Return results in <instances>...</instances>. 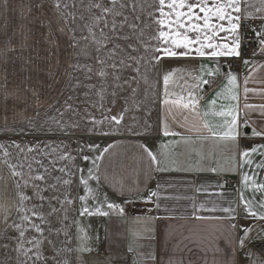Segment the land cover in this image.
Masks as SVG:
<instances>
[{
	"label": "snow or ice",
	"instance_id": "obj_1",
	"mask_svg": "<svg viewBox=\"0 0 264 264\" xmlns=\"http://www.w3.org/2000/svg\"><path fill=\"white\" fill-rule=\"evenodd\" d=\"M45 2L46 0H39L35 4L36 9H44ZM47 2L51 4L55 13L57 31L66 37L67 58L63 63L59 59L56 61L55 71L51 66L47 70L46 74L51 80L47 87L54 95L41 100L38 89L29 87L25 83L31 79L30 75L24 76L19 83L12 81V86H9L8 65L15 64L16 59H19L23 61L21 71H26L25 66L31 63V59L22 54L10 57L9 54L15 53L17 48L10 41L5 42V46L0 48V64L3 65V74L0 75V109L4 112L5 124L8 121V114L11 113L13 119L17 116L26 119L31 128L38 126L43 129L47 126L49 131H58L64 135H72L77 130L108 135L103 126L121 125L130 111L128 106L130 99L133 101V107L141 108L136 96L141 83H148L147 69L142 72L141 67L151 61H159L161 56L158 54L162 53L167 57L212 59L240 57L243 40L251 39L240 34L242 21L252 15L247 12L242 13L241 0H211V2L210 0H194V2L158 0L156 11L159 12V17L157 18L153 11H148L146 15L150 21L140 15H133L130 19L125 12L126 8H131L133 13L137 9L143 12L144 6L140 0H47ZM153 4H149L148 7H153ZM260 11L264 9L258 8L257 12ZM261 20H264V17H261ZM41 23L43 26V22ZM153 26H158L154 28L155 34H150L148 40H143L145 29ZM125 29L129 31L125 32ZM251 31L255 34L259 54L264 55V23H261L259 30L252 28ZM190 32L195 33L194 38L189 35ZM221 33L224 35L221 36ZM133 37L136 39V44L131 42ZM150 41H157V46H153ZM140 47L144 52L151 51L153 55L146 58L140 54ZM19 48L21 52L27 48V36ZM256 54L253 53L254 56ZM249 63L250 61L246 59L245 64ZM60 68L63 69L62 72L59 71ZM219 71L220 69L217 68L208 71L206 75L212 77ZM12 75L15 76L16 72L13 71ZM174 75V72H168L163 76L164 99L161 104L168 107L169 115H173L174 111H188L199 117L198 105L203 97L198 93L204 85H210L212 80L204 79L203 75L193 76L189 73L188 79L181 76L179 80L183 83H178L173 79ZM189 79L194 82L189 83ZM227 79L234 89L237 77L229 71ZM170 84L178 86L180 91H169ZM249 91L251 90L247 87L244 88L245 99ZM147 92L148 90L145 89V98ZM229 93L227 98L236 103L214 113L226 117L220 126L221 130L213 131L207 122L203 124V128L214 140L239 150L240 168H244L245 165L252 167L254 154L261 157L259 163L255 164L253 175L242 173V190L237 207H242L245 213L241 218L264 221V212L256 210L257 203L260 209H264V182H258L254 178L260 169H264V144L254 145L250 149L240 147L241 138L264 137V127L259 131L256 127H252L250 135L243 131L256 123L255 120L249 119L251 113L258 112L264 120V104L244 103L241 108L239 93L232 89H229ZM121 100L124 102L122 110L110 115L112 109ZM44 104H47V108L44 110L42 123L37 125V119L41 117L40 109ZM210 104H215V100ZM30 108L34 110V115L26 117L25 114ZM93 110L100 114V118L93 114ZM242 116L244 119L241 124ZM150 128L151 125L145 121V133ZM129 131L133 129L129 128ZM163 134L179 135L170 132L167 127L164 128ZM197 139L205 140L208 137L198 136ZM183 143L192 144L194 141L185 139ZM141 147L152 163L158 164L156 156L146 146L141 145ZM162 147L167 148L168 145ZM96 148L98 145L92 144H79L75 150H67L68 146L63 143L54 147L47 144L41 147L39 143L21 144L17 141L0 143V164L8 167L15 189V199L11 203H0V264H69L67 259L62 258L64 253L75 251L84 254L95 250L90 243L91 237L81 227L80 218L110 217L114 214L124 216L125 208L111 202L107 193L101 199V180L103 178L107 181L108 178L106 175L102 177L99 161L108 149L105 148L94 157L86 154ZM11 150L16 152L17 163L11 162L13 155ZM21 154L23 161L20 160ZM30 154L34 155L29 158ZM199 154L198 152L197 155ZM38 156L49 158L48 163L45 164ZM77 159L82 163L77 164ZM232 159L235 160V154ZM157 170L166 169L157 168ZM208 170L217 171L216 168ZM231 170L234 171L235 167ZM2 179L3 177H0V180ZM90 181L96 182L95 188ZM81 189L83 194H80ZM248 189L253 193L251 198H245L243 195V191ZM256 193L260 194L258 202ZM121 194H123L122 186ZM155 195L156 193L152 192L147 200ZM90 200L91 204H89ZM132 202L131 199L125 200V204ZM229 203V207L219 208V211L226 214L225 216L214 217L217 220L230 222L227 235L221 232L210 247L205 246L202 240L182 237L169 250L171 233H165L161 252L167 254L171 251L167 259L163 254L158 256L151 245L143 252H138L129 245L128 252L136 253L134 264H197L201 259L207 264L206 256L209 251L225 254V258L220 262L214 257L213 264H239L241 259L250 260L251 252L244 250L250 242L249 234L252 228L241 226L239 231L242 235H236L237 225L234 221L237 220V207H232V202ZM216 210L215 207L210 209V211ZM73 226L76 229L75 248L69 247L72 242L70 229ZM145 231L148 233L146 238L149 241L156 239L154 228H146ZM99 239L97 235L96 241L99 242ZM221 239L227 251L220 247ZM189 244L192 246L189 247ZM178 252L185 255L178 258L176 255ZM81 258V256L77 257L78 260ZM252 264L255 262L252 261Z\"/></svg>",
	"mask_w": 264,
	"mask_h": 264
},
{
	"label": "crops",
	"instance_id": "obj_2",
	"mask_svg": "<svg viewBox=\"0 0 264 264\" xmlns=\"http://www.w3.org/2000/svg\"><path fill=\"white\" fill-rule=\"evenodd\" d=\"M189 2H194V0H189ZM149 4H153V0H144L143 12L137 9L133 13L129 8L130 19L133 15H140L143 19L150 21L146 15L148 11H153L158 18L159 12L156 11L158 0H155V4L151 8L148 7ZM258 8L264 9V0H247L246 3L245 0H241L242 13L252 14L241 23L240 34L242 37H245L242 30L244 23L249 22L252 28L257 30L261 23H264V20H261V17H264V11L257 12ZM155 27L158 26L145 29L142 39L148 40L150 34L154 35ZM189 35L195 37V33L190 32ZM223 35L221 33V36ZM131 42L136 44L135 37ZM252 42L253 53L257 54L250 60V67L245 74H234L237 77L234 89L227 79L228 73L225 72L224 60L227 57L212 59L208 57H167L162 53L158 54L161 56L159 61H151L148 65L141 67L142 72L147 69L148 76V83H141L136 96V101L141 103V108L133 107V101L130 99L128 102L130 111L126 114L121 125L110 127L105 124L103 126L108 135L87 133L81 130H77L72 135H64L58 131L45 133L19 131L22 123L17 118H21L17 116L12 122L8 120L5 124L4 112L0 109V143L10 141H17L21 144L39 143L41 147L46 144L54 147L63 143L68 146L67 150H75L79 144L98 145V148L86 153L93 157L99 155L105 148L108 149L99 161L102 177L106 175L108 178L107 181H104L103 178L101 180L100 196L103 199L104 194L107 193L111 202L125 208V214L123 217L114 214L110 217L85 216L80 218L81 227L91 237L90 243L95 250L84 254L75 251L64 253L63 259H67L69 264H123L129 245L138 252L146 251L151 245L158 256L163 254L167 259V255H170L171 251L167 254L161 252L165 233H171L168 243L169 250L182 237L202 240L205 246L210 247L215 238L221 235V232L227 235L230 222L217 220L214 217L225 216L226 214L219 211V208L229 207V202H232V207H237L242 190V173L253 175L255 164L259 163L261 157L254 154L252 157L253 166L245 165L244 168H240L239 150L214 140L210 133L203 128V124L207 122L213 131L221 130L220 126L226 117L217 116L214 113L236 103L227 98L230 95L229 89L239 93L241 108L244 103L264 104V55L259 54L255 34ZM150 43L153 46L158 44L157 41H150ZM140 54L146 58L153 55L151 51L144 52L142 47H140ZM217 68L220 71L212 77L206 75L208 71H214ZM168 72H174L173 79H176L178 83H183L179 77L183 76L188 79L189 73L193 76L203 75L204 79L212 80L210 85H204L198 93L203 97L198 105L199 117H195L188 111H174L173 115H169L168 107L161 104L164 99L163 76ZM246 78L247 83H245ZM193 82L189 79V83ZM245 87L251 90L247 93V99H245ZM145 89L148 90L147 98H145ZM169 91L179 92L180 88L170 84ZM213 100H215V104H210ZM123 103L122 100L119 101L110 115L122 110ZM96 115L97 118H100L98 112ZM243 119L242 116L241 124ZM249 119L256 121L254 125L243 129L249 135L252 127H256L258 131L264 127V120L261 119L258 112L251 113ZM145 121L151 125L146 133L144 130ZM165 127L170 132L179 135L165 136L163 134ZM129 128L133 131H129ZM198 136L208 137V139L198 140ZM185 139H191L194 143L184 144L183 140ZM261 144H264V137L240 139L241 148L250 149L254 145ZM141 145L146 146L156 156L158 164L152 163ZM162 145H168V147L164 148ZM11 151L13 152L11 162L17 163L16 152L15 150ZM198 152L199 155H197ZM75 154L73 151V155ZM234 154L235 160L232 159ZM31 155L34 154H30L29 158ZM38 158L43 159L45 164L48 163L49 158L39 156ZM20 160L23 161V154H21ZM76 163L81 164L82 162L77 159ZM82 166L87 167V165ZM233 167H235L234 171L231 170ZM157 168L166 170L158 171ZM210 168H216L217 171H209ZM0 177H3L0 180V203H11L15 199V189L9 169L4 164H0ZM225 177L236 178V185L220 187L219 180ZM254 178L258 182H264V169H260ZM90 183L92 187H96L95 181H90ZM121 186L123 194H121ZM152 192H155L156 195L147 200ZM80 194H83L82 189ZM243 195L245 198H251L253 193L248 189L243 191ZM126 199H131L133 202L125 204ZM259 199L260 194L256 193V201L258 202ZM91 203L90 200L89 204ZM214 207L217 210L210 211ZM197 209L199 210L197 211ZM256 210L264 212V209L259 208L258 203ZM243 215L245 213H243L242 207H237V220L234 221L237 225L236 235H242L239 231L241 226L252 228L249 234L250 242L244 250L251 252V259H241L239 264H252V261L255 264H264V221L255 218L243 219L241 218ZM146 228L155 229V240L149 241L146 238L148 236ZM70 232L72 242L69 247L75 248L77 241L74 226ZM97 235L100 238L99 242L96 241ZM185 243L188 242L185 241ZM219 243L220 247L226 249L223 239ZM191 246L189 244V247ZM132 253L135 259L136 253ZM176 255L179 258L185 254L178 252ZM198 255L203 256L199 253ZM78 256L82 258L78 260ZM214 257L217 262H220L225 258V254L209 251L206 256L207 264H213ZM197 264H204V260L201 259Z\"/></svg>",
	"mask_w": 264,
	"mask_h": 264
},
{
	"label": "rangeland",
	"instance_id": "obj_3",
	"mask_svg": "<svg viewBox=\"0 0 264 264\" xmlns=\"http://www.w3.org/2000/svg\"><path fill=\"white\" fill-rule=\"evenodd\" d=\"M38 2L39 0H6L5 5V0H0V48L5 46V42L10 41L17 48L15 53L9 54L10 57L22 54L24 57L31 59V63L25 66L26 71H21L22 60L16 59L15 64L10 63L8 65L9 86H12V81L19 83L23 80L24 76L30 75L31 79L25 81V83L29 87L37 88L40 92V99L46 100L49 96L54 95L52 90L47 87L51 83L46 74L47 70L51 66L53 71H55L56 61L59 59L63 63L67 58L68 50L66 48V37L57 31L58 25L51 4L46 0L44 9L38 10L35 7V4ZM140 2L144 6V0H140ZM128 9L126 8L125 12L130 17ZM41 22H43V26ZM128 31L125 29V32ZM243 32L246 35L244 30ZM25 36H27V48L21 52L19 45L24 42ZM253 51L252 56L254 57ZM2 69L3 65L0 64V75ZM13 71L16 72L15 76L12 75ZM59 71L62 72L63 69L60 68ZM46 108L47 104L41 107V117L37 119V125L42 123L43 113ZM93 114L96 115L95 110H93ZM32 115H34V110L30 108L25 116ZM8 120H11V122L15 120L12 118V114L8 115ZM17 120L22 123L19 131L21 129L32 133H45L49 131L47 126L43 129L38 126L31 128L28 126L26 119L17 118ZM23 124L25 125L23 126Z\"/></svg>",
	"mask_w": 264,
	"mask_h": 264
},
{
	"label": "built area",
	"instance_id": "obj_4",
	"mask_svg": "<svg viewBox=\"0 0 264 264\" xmlns=\"http://www.w3.org/2000/svg\"><path fill=\"white\" fill-rule=\"evenodd\" d=\"M242 29L246 32L245 38L251 37V39H245L242 43L241 47V56L240 57H227L224 60L225 64V72L228 73L229 71L232 74H245L250 67V63L248 65L245 64V60H251L253 58L252 51L254 48L253 45V36L254 33L251 31L252 26L249 22H246L242 25ZM236 178L232 177H225L219 180L221 185L224 187H233L236 185ZM123 264H134V255L133 253L127 252L125 261Z\"/></svg>",
	"mask_w": 264,
	"mask_h": 264
},
{
	"label": "bare ground",
	"instance_id": "obj_5",
	"mask_svg": "<svg viewBox=\"0 0 264 264\" xmlns=\"http://www.w3.org/2000/svg\"><path fill=\"white\" fill-rule=\"evenodd\" d=\"M13 6V5H12ZM59 56V55H58ZM51 58V57H50Z\"/></svg>",
	"mask_w": 264,
	"mask_h": 264
}]
</instances>
